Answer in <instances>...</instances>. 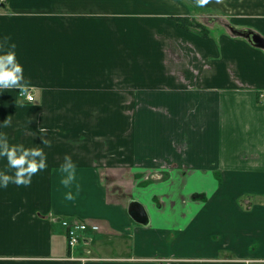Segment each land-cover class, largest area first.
<instances>
[{
  "label": "crops",
  "instance_id": "0c3cea01",
  "mask_svg": "<svg viewBox=\"0 0 264 264\" xmlns=\"http://www.w3.org/2000/svg\"><path fill=\"white\" fill-rule=\"evenodd\" d=\"M206 16L231 25L174 21ZM230 27L264 39V0L0 3L33 95L0 89V133L47 164L0 186V264H264V50ZM63 220L100 230L69 249Z\"/></svg>",
  "mask_w": 264,
  "mask_h": 264
},
{
  "label": "clouds",
  "instance_id": "9594fccd",
  "mask_svg": "<svg viewBox=\"0 0 264 264\" xmlns=\"http://www.w3.org/2000/svg\"><path fill=\"white\" fill-rule=\"evenodd\" d=\"M195 4L199 7H204L210 3V0H194ZM220 0H217L219 3ZM5 37V44L9 40ZM16 45L12 44L5 52L0 55V89H18L21 96H27L29 100L33 99L29 82L24 79L23 67L16 59L14 51ZM11 124V118L3 121V127H8ZM41 133H45L46 129L39 128ZM47 146H50L48 141H42ZM0 157L7 159L8 168L14 169L13 175H6L0 172V186L7 188L9 183H14L17 186H29L33 175L41 170L46 169V156L41 148L26 149L23 145H10L7 135L0 133ZM37 158H39L37 160ZM76 165L71 160L70 156H65L64 162L61 164L59 171L67 174L61 180V184L69 187L72 181L75 180ZM78 187V186H77ZM67 199H73L71 193L66 196Z\"/></svg>",
  "mask_w": 264,
  "mask_h": 264
},
{
  "label": "water",
  "instance_id": "95a60500",
  "mask_svg": "<svg viewBox=\"0 0 264 264\" xmlns=\"http://www.w3.org/2000/svg\"><path fill=\"white\" fill-rule=\"evenodd\" d=\"M229 30L233 36L242 37L246 39L252 46L264 50V39L256 33L249 30H238L234 27H230ZM128 212L132 219H134L137 223H147L145 211L139 204L131 202L129 204Z\"/></svg>",
  "mask_w": 264,
  "mask_h": 264
},
{
  "label": "built area",
  "instance_id": "2783aa9c",
  "mask_svg": "<svg viewBox=\"0 0 264 264\" xmlns=\"http://www.w3.org/2000/svg\"><path fill=\"white\" fill-rule=\"evenodd\" d=\"M19 96L25 98L29 102L33 101V99L29 100L27 96H21L20 93ZM62 226L66 230V242L69 249H74L84 238V235L88 230L94 233H97L100 230L98 225H89L85 222H72L67 220L62 222Z\"/></svg>",
  "mask_w": 264,
  "mask_h": 264
},
{
  "label": "trees",
  "instance_id": "16d2710c",
  "mask_svg": "<svg viewBox=\"0 0 264 264\" xmlns=\"http://www.w3.org/2000/svg\"><path fill=\"white\" fill-rule=\"evenodd\" d=\"M177 26L184 30H191L194 33L199 34L200 36L207 37L208 36V27L204 24L198 23L191 19L190 17H178L174 18Z\"/></svg>",
  "mask_w": 264,
  "mask_h": 264
},
{
  "label": "rangeland",
  "instance_id": "374dc122",
  "mask_svg": "<svg viewBox=\"0 0 264 264\" xmlns=\"http://www.w3.org/2000/svg\"><path fill=\"white\" fill-rule=\"evenodd\" d=\"M6 0H0V3H4ZM197 22V20H194ZM208 23H211L212 26L219 25L221 27L226 28V25H231L224 18L220 19L218 17L211 18L210 16H206L203 24L209 28ZM131 113V109H129V114Z\"/></svg>",
  "mask_w": 264,
  "mask_h": 264
}]
</instances>
